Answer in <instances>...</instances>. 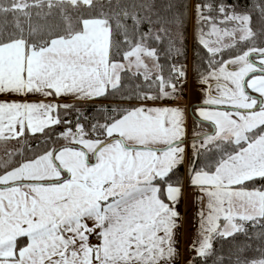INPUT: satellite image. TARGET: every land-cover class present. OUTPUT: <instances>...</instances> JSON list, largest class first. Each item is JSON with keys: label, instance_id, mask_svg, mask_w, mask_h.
<instances>
[{"label": "snow or ice", "instance_id": "6c2138e0", "mask_svg": "<svg viewBox=\"0 0 264 264\" xmlns=\"http://www.w3.org/2000/svg\"><path fill=\"white\" fill-rule=\"evenodd\" d=\"M186 186L264 264V0H0V264H180Z\"/></svg>", "mask_w": 264, "mask_h": 264}, {"label": "crops", "instance_id": "0c3cea01", "mask_svg": "<svg viewBox=\"0 0 264 264\" xmlns=\"http://www.w3.org/2000/svg\"><path fill=\"white\" fill-rule=\"evenodd\" d=\"M190 87H191L190 85L189 86L186 85V98L182 101L183 106H185L188 110L187 118H188L189 134L191 132L190 122L192 119L189 111L190 106L194 105L192 111L195 115V108L199 107L200 105L198 104L201 103V93L198 92V94L191 95ZM186 193L187 195L184 202L178 206L182 216V224L178 230V241L181 252L180 264H184L185 260L189 257V255L194 254L193 252L190 251V246L198 235V223L196 219L197 205L192 202L193 192L191 189H188L187 186H186Z\"/></svg>", "mask_w": 264, "mask_h": 264}, {"label": "trees", "instance_id": "16d2710c", "mask_svg": "<svg viewBox=\"0 0 264 264\" xmlns=\"http://www.w3.org/2000/svg\"><path fill=\"white\" fill-rule=\"evenodd\" d=\"M189 25H190V21L188 23V26H187V32H186V47H187V57L189 58V50H188V32H189ZM199 50L200 54L201 55H205V50L200 47L197 42H193V45H192V52H191V57H190V63H189V73H190V76H191V82H196L195 79H194V74L192 72V65H193V59H194V53ZM187 58V60H188ZM188 64V63H187ZM97 103H101L100 101H98ZM195 119L192 117V123L193 125L195 126ZM205 130H208L207 128ZM230 241H231V238H229V240L227 241H217L214 245V247L216 248L217 252L221 253V254H226L228 249H229V246H230ZM194 256L193 255H189V257L185 260V263L184 264H188V261L190 258H192ZM194 264H202V262L199 260V258H197L194 262ZM208 264H212V261L209 260L208 261Z\"/></svg>", "mask_w": 264, "mask_h": 264}, {"label": "rangeland", "instance_id": "374dc122", "mask_svg": "<svg viewBox=\"0 0 264 264\" xmlns=\"http://www.w3.org/2000/svg\"><path fill=\"white\" fill-rule=\"evenodd\" d=\"M196 41V23H195V19L193 18L192 20H190V25H189V32H188V50H189V58L187 60V63H188V68H189V63H190V57H191V52H192V45H193V42ZM190 72V71H189ZM191 76H190V73H189V76H188V83H187V86H191V95H195V94H198V92L200 93V91L198 90V86H197V83L196 82H191ZM192 119H191V122H190V126H191V131L194 127V125H192ZM191 134V132H190Z\"/></svg>", "mask_w": 264, "mask_h": 264}, {"label": "water", "instance_id": "95a60500", "mask_svg": "<svg viewBox=\"0 0 264 264\" xmlns=\"http://www.w3.org/2000/svg\"><path fill=\"white\" fill-rule=\"evenodd\" d=\"M198 105H200V104H198ZM193 106H194V105H191V106H190L189 111H190V115H191V117H193V118L196 120L197 117L194 115V113H193V111H192V110H193Z\"/></svg>", "mask_w": 264, "mask_h": 264}]
</instances>
